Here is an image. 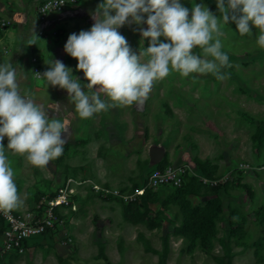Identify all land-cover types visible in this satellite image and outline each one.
Returning a JSON list of instances; mask_svg holds the SVG:
<instances>
[{"label":"rangeland","instance_id":"374dc122","mask_svg":"<svg viewBox=\"0 0 264 264\" xmlns=\"http://www.w3.org/2000/svg\"><path fill=\"white\" fill-rule=\"evenodd\" d=\"M39 1L24 6L22 0H0V19L7 23L0 28V64L11 63L22 92L45 109L59 103L62 118L65 111H74L67 91L48 86L35 68L43 74L60 60L87 84L65 44L71 34L91 29V13L104 0H79V11L69 5L52 13L56 19L49 24L38 19ZM181 3L190 13L193 3L202 4L221 18L217 0ZM6 6L11 10L7 16ZM140 27L147 24L119 29L137 54ZM223 31L222 51L231 65L223 69L226 79L172 73L154 85L142 108H109L87 120L74 117L62 155L44 168L7 153L22 200L17 212L30 210L68 177L85 182L77 188L78 211L67 228L71 242L62 243L60 236L39 240L0 264H264V220L256 213L264 209V49L256 44L255 27L251 35L241 36L230 22ZM149 45L143 40L145 49ZM7 144L5 137L6 149ZM164 162L186 164L187 176L200 182L199 192L159 188L150 203L143 197L127 203L90 193L91 183L134 193ZM185 200L192 208L212 200L220 204L210 252L182 235Z\"/></svg>","mask_w":264,"mask_h":264},{"label":"clouds","instance_id":"9594fccd","mask_svg":"<svg viewBox=\"0 0 264 264\" xmlns=\"http://www.w3.org/2000/svg\"><path fill=\"white\" fill-rule=\"evenodd\" d=\"M217 8L220 19L202 4L193 3L190 13L181 0H104L91 13V29L71 34L65 44L88 83L82 85L60 60H53L43 74L35 73L48 86L67 91L74 111H65L62 118L59 103L45 109L22 92L12 64H0V212L7 214L22 204L8 152L44 168L62 155L74 117L87 120L109 108H142L154 85L172 73L226 79L223 69L231 65L221 37L230 22L241 36L251 35L255 27L256 44L264 49V0H217ZM145 23L147 28H139L137 54L119 29ZM143 40H150L147 49ZM49 111L55 113L51 118Z\"/></svg>","mask_w":264,"mask_h":264},{"label":"built area","instance_id":"2783aa9c","mask_svg":"<svg viewBox=\"0 0 264 264\" xmlns=\"http://www.w3.org/2000/svg\"><path fill=\"white\" fill-rule=\"evenodd\" d=\"M77 1L43 0L37 8L38 19L44 22L52 13L59 12L69 5L73 6ZM6 24L4 19H0V28ZM34 61H36L35 58ZM35 71L38 73L37 68ZM187 168L186 164L169 163L162 168L158 166L149 174L145 186L135 190L134 193L128 191L121 193L120 190L112 189L104 183H91L89 190L100 198L115 196L130 203L136 201L147 189L157 191L159 188L181 187L188 175ZM84 182L68 177L52 192L41 196L27 212L21 213L15 210L7 214L0 212L4 226L0 237V258L24 254L32 239L40 238L48 233L60 236L62 243L71 242L67 228L72 223L71 216L78 211L77 188Z\"/></svg>","mask_w":264,"mask_h":264},{"label":"trees","instance_id":"16d2710c","mask_svg":"<svg viewBox=\"0 0 264 264\" xmlns=\"http://www.w3.org/2000/svg\"><path fill=\"white\" fill-rule=\"evenodd\" d=\"M78 4V1L77 3ZM75 4V5H76ZM167 162L162 163L159 167L162 168L167 165ZM207 171V170H206ZM200 182L193 181L189 176L185 177V180L181 187L182 192H190V193H198V187ZM171 188V187H170ZM157 191H152L151 189H147L143 195H141L138 199L144 198V200L148 203L155 201L157 197ZM178 199L177 196H175ZM137 199V200H138ZM133 204V203H132ZM181 207L184 210L183 213V222H182V235L189 239L190 243L194 245L195 240L199 242L200 247L205 252L211 251L212 239L215 236L214 229V220L217 218L220 212V204L216 200L209 201L205 206L192 208L189 205L188 201H183ZM258 216L264 220V209H258L256 212ZM3 221L0 218V236L3 231ZM2 259V258H0Z\"/></svg>","mask_w":264,"mask_h":264},{"label":"crops","instance_id":"0c3cea01","mask_svg":"<svg viewBox=\"0 0 264 264\" xmlns=\"http://www.w3.org/2000/svg\"><path fill=\"white\" fill-rule=\"evenodd\" d=\"M42 1L43 0H40L39 1V4L40 3H42ZM79 1V0H78ZM22 4L25 6L26 4H28V0H22ZM77 5H79V4H76V5H73V7H75V6H77ZM82 5H80V6H77V8H76V10L75 11H79L80 10V8H82L81 7ZM9 6H6L5 8V14H6V16L8 15V14H10L11 13V10L8 8ZM71 7V6H70ZM74 11V12H75ZM50 17V16H49ZM48 17V19L46 20V21H44V23L45 22H47L48 24L49 23H53L54 22V19H56V18H54V17H50L49 18ZM1 237V236H0ZM45 239V242H47V240L46 239H48V240H52V239H57V236H53L52 234H46V235H44V236H42V237H40V238H35V239H32L30 242H29V244H28V246H27V249H26V252L27 251H29L30 249H32V247L34 246V244L35 243H38V241L39 240H44ZM44 242V241H43ZM10 255H7L6 257H3V258H8Z\"/></svg>","mask_w":264,"mask_h":264},{"label":"water","instance_id":"95a60500","mask_svg":"<svg viewBox=\"0 0 264 264\" xmlns=\"http://www.w3.org/2000/svg\"><path fill=\"white\" fill-rule=\"evenodd\" d=\"M151 157H153V155H152ZM157 160H158V159H157ZM157 160H156V161H157Z\"/></svg>","mask_w":264,"mask_h":264}]
</instances>
